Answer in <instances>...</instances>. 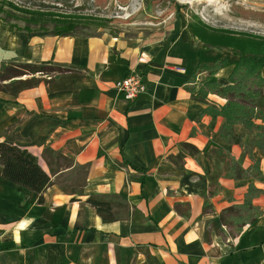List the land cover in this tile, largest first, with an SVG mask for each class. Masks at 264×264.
I'll use <instances>...</instances> for the list:
<instances>
[{"label":"crops","instance_id":"crops-1","mask_svg":"<svg viewBox=\"0 0 264 264\" xmlns=\"http://www.w3.org/2000/svg\"><path fill=\"white\" fill-rule=\"evenodd\" d=\"M219 60L237 57L203 48L186 26L138 47L0 20V77L18 65L46 69L0 78V143L27 150L52 183L40 202L0 167V264H264V184L240 177L258 163L264 178V155L240 126L241 142L225 143L214 113L226 100L199 94L207 72L198 67ZM231 71L213 80L226 86ZM133 73L145 92L127 103L114 86ZM249 185L261 214L236 230L222 215ZM88 199L109 205L106 220Z\"/></svg>","mask_w":264,"mask_h":264},{"label":"rangeland","instance_id":"rangeland-1","mask_svg":"<svg viewBox=\"0 0 264 264\" xmlns=\"http://www.w3.org/2000/svg\"><path fill=\"white\" fill-rule=\"evenodd\" d=\"M0 20L20 31L37 22L42 28L30 25L26 32L45 35H60L55 27L71 21L79 27L76 36L120 38L138 47L168 43L197 22L264 39V0H0ZM258 107L264 108V97ZM246 135L247 142L254 136Z\"/></svg>","mask_w":264,"mask_h":264},{"label":"trees","instance_id":"trees-1","mask_svg":"<svg viewBox=\"0 0 264 264\" xmlns=\"http://www.w3.org/2000/svg\"><path fill=\"white\" fill-rule=\"evenodd\" d=\"M25 31L30 25L41 27L37 22H26ZM56 25V24H55ZM60 30L59 36L73 37L78 30L75 22L67 21L58 24ZM186 29L192 39L197 40L205 49H217L230 52L238 60L229 63L226 60L216 61L213 67L208 68L199 66L197 73L207 72V77L202 82L199 90L201 96L208 94L217 95L226 100V104L220 108L215 115L224 120L220 131V138L225 143H240L241 140L233 138V131L236 126L242 127L248 133H254L253 139L248 147L255 146L264 155V108H259V101L264 97V78L261 76L264 71V39L249 35H241L222 30H211L203 24L197 22L194 25H186ZM11 30H15L11 28ZM232 67L229 75V84L222 86L213 80V77L220 70ZM46 69L33 65H18L6 69L1 79L20 78L24 75H35L36 73H45ZM209 113L210 111H206ZM260 121L259 125L255 123ZM0 167L1 178L18 187L31 191L39 195L41 202L42 193L51 186V180L48 175L39 167L37 159L27 150L20 149L10 142L0 143ZM247 172L254 179L264 184V178L259 172V165L255 163L246 174L242 173L241 178L247 175ZM228 176V175H227ZM231 176V175H230ZM252 185H249L245 194L244 202L240 206H233L226 210L224 214L229 216V223L236 230L245 225L251 226L261 212L252 206L251 201L259 194ZM87 203L91 205L97 214L104 216L109 212V205L88 199ZM106 220V218H105Z\"/></svg>","mask_w":264,"mask_h":264},{"label":"built area","instance_id":"built-area-1","mask_svg":"<svg viewBox=\"0 0 264 264\" xmlns=\"http://www.w3.org/2000/svg\"><path fill=\"white\" fill-rule=\"evenodd\" d=\"M114 87L127 103L133 102L145 92V84L142 78L134 73L116 82Z\"/></svg>","mask_w":264,"mask_h":264}]
</instances>
